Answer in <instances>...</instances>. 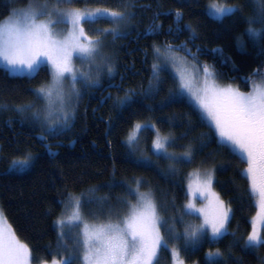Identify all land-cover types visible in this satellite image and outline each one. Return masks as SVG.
Here are the masks:
<instances>
[{"label":"trees","instance_id":"1","mask_svg":"<svg viewBox=\"0 0 264 264\" xmlns=\"http://www.w3.org/2000/svg\"><path fill=\"white\" fill-rule=\"evenodd\" d=\"M29 1L0 0V20ZM209 1L76 0L75 7H107L129 15L120 25L108 20L84 25L92 37H112L110 59L104 75L92 73L89 84L78 82L80 102L63 130L61 126L45 132L21 115L38 104L35 89L49 81L48 71L30 78L10 75L0 67V209L16 237L30 248L33 263L60 257L54 223L69 196L94 189V196L118 207L121 202L116 196L135 198L129 189L136 179L142 180L141 189L152 191L158 212L167 221L162 234L167 238L173 218L175 230L183 233L188 224L198 221L196 216L183 214L188 173L212 168L214 189L232 209L229 234L215 243L206 238L187 250L183 239H170L155 264H172L171 247L179 250L186 264H264V245L244 247L257 209L242 176L246 162L220 145L207 121L177 92V81L167 67L159 70L158 85L153 80L154 47L169 44L182 53L190 50L198 63L212 67L219 80L237 83L242 89L249 85L245 77L254 79L259 76H253L254 72L264 73V35L255 39L247 32L250 26L264 27L259 21V5L255 0H222L239 10L215 19L206 12ZM253 17L257 22L250 25ZM114 27L118 28L115 36L93 31ZM126 95L129 99L122 102ZM28 105L31 107H25ZM135 123H152L160 133L175 138V144L169 146L173 151L191 147V162L174 164L153 156L156 162L148 164L133 158L124 139ZM153 134L152 129L141 131L145 139L151 140ZM41 135L46 139L41 140ZM29 153L28 165H13ZM168 166L175 168L174 175L169 174ZM214 250L221 255L209 259L207 253Z\"/></svg>","mask_w":264,"mask_h":264},{"label":"snow or ice","instance_id":"2","mask_svg":"<svg viewBox=\"0 0 264 264\" xmlns=\"http://www.w3.org/2000/svg\"><path fill=\"white\" fill-rule=\"evenodd\" d=\"M76 0H55V7H48V0L43 4L34 6L32 3L24 9H13L6 20L0 21V65L10 74L15 76L34 77L41 70L49 73L50 81L36 92L47 103L48 128L53 125H61L66 128L71 113L65 109L66 100L70 101L73 94L78 95L76 83L87 81L91 74V68L82 70L77 68L73 61L79 59L94 64L99 47L100 37H90L85 30V24L97 23L100 20H108L115 25H120L128 18V13L107 7L94 9H61L60 4H73ZM259 5V21L264 25V0H255ZM236 5H227L222 0H212L207 5V11L215 19H223L238 11ZM177 19L181 13H176ZM46 17V19H40ZM257 22L256 17L249 19V24ZM57 25H67V31L58 29ZM159 27V26H158ZM101 34L117 35L118 28L93 29ZM248 34L258 39L264 35V27L247 29ZM179 47V46H177ZM159 57H164L166 62L171 61L175 69L173 79L177 81V92L186 95L194 108L206 120L211 130L222 147L231 154L237 156L241 162H246L247 167L242 170V176L249 183L251 196L257 197L256 207L258 212L251 221V231L244 240V247L254 248L264 245V74L257 72L253 76H260L256 81L245 77V83H251L248 92H242L231 84L222 86L217 82L216 73L208 65L202 68L203 79L197 80L200 68L192 65L191 70L185 66L186 58L175 55L173 45H165L163 50L154 47ZM188 54L190 50L185 49ZM213 51H221L214 49ZM179 65V66H178ZM153 80L159 84V70L162 65L153 64ZM112 71L111 68L108 69ZM69 80L71 88L65 92L64 82ZM151 90V88H150ZM129 99L128 95L123 101ZM31 107V105L25 106ZM53 112L58 113L53 118ZM39 118V114H35ZM155 130V138L152 142V150L158 156H163L174 162L190 163L193 150L182 153L169 152L168 147L175 144V138L162 136L155 125L136 123L127 136L129 145L138 143L139 132L142 130ZM55 134H59L56 132ZM40 139H46L44 135ZM29 153L23 159L13 161V165L24 167L31 162ZM147 162V158H144ZM169 174H175V168L170 167ZM190 176L192 174H189ZM213 173L207 172L203 176L196 174V179L189 180L187 194L190 199L184 206V215H193L201 219V223L188 224L183 233L175 230L176 219L168 230V236L162 234L161 229L167 223L158 212V205L153 198L151 190L140 192V180H137L135 204H129V211L116 222H112V211L109 210V219L101 223H89L84 220L81 211L82 206L91 203L85 201L84 194L70 201L73 207L71 215L67 219H58L57 225L61 228L60 239H65L64 227H80L77 239L73 242L75 247L67 250V255L59 260H53L52 264H73V260H79L80 264H155L160 250H167L169 240H184V248H195L204 239L215 243L222 239L227 232L232 209L220 199L218 193L213 191ZM94 191V189L92 190ZM133 190L129 189L131 194ZM199 197L207 203L197 207L194 198ZM103 201L105 198H100ZM124 203V201H121ZM95 215V214H94ZM183 221V215L180 222ZM235 235V233H231ZM76 248L82 249L80 255L76 254ZM173 264H183L179 258V250L171 249ZM209 257H219L221 253L209 252ZM31 250L27 244L18 240L15 232L8 225L5 227L2 214H0V264H29Z\"/></svg>","mask_w":264,"mask_h":264},{"label":"rangeland","instance_id":"3","mask_svg":"<svg viewBox=\"0 0 264 264\" xmlns=\"http://www.w3.org/2000/svg\"><path fill=\"white\" fill-rule=\"evenodd\" d=\"M211 2L212 1H209L206 4V8L205 9H206L207 14H208L207 5L209 3H211ZM30 3H32L34 6H36V5H39V4H43L44 3V0H30L26 5L19 6V7H15L13 9H24V8L28 7ZM227 5H235V4H227ZM55 6H56L55 5V0H48V7L49 8H52V7H55ZM59 7L61 9L79 8V7L73 6L72 4H60ZM80 9H85V8H80ZM87 9H94V8H87ZM12 10L10 11V13L12 12ZM10 13L8 15H6L4 18H2L0 21L6 20L9 17ZM40 19H46V17H40ZM57 28L58 29H62V30H64L66 32L68 26L67 25H57ZM88 35H89V33H88ZM90 37H92V36H90ZM92 38L95 39L96 37H92ZM111 39H112V37H103V38L100 39L101 40V45L99 47V54L97 55L94 64L89 65V63L87 61H83L82 62L79 59H75L73 61L74 65L77 68L82 69V70H88L89 68H91V74L94 73L95 77H96V75H98L99 77L102 76V75H104L107 72L106 71V67H107L108 62H109L108 59H110L109 58V56H110L109 55L110 54L109 53V47H110V41H111ZM160 48L163 50L164 47H160ZM154 54H155V57H154L155 63L154 64L159 63L162 66L167 67L171 71L172 74L175 72V69L172 67V62L171 61H167L166 62V60H165L164 57H159L158 58V56L155 53V51H154ZM175 55L178 56V57H184V58H186V64H185V66L188 67L190 70L192 68V65H197L200 68V73L197 75V80H202L203 79L202 68H203L204 65H208V64H206V63H198L195 60V58L191 54H188V53H182V52H179V51H176L175 50ZM208 66L212 69V67L210 65H208ZM0 67L4 69L3 65H0ZM212 71L215 72L213 69H212ZM89 78H91V77H89ZM216 78H217V82L219 84H221L222 86H226V85L231 84L233 87H238L240 89V91H242V92H248L250 90V87H251V83L250 82H249V85H248L247 89H242L240 87V85L237 84V83L221 81V80H219V78L217 77V75H216ZM254 80L259 81L260 80V76L255 77ZM49 81H50V76H49ZM78 82L79 83H83V84H87V83L89 84L91 82V80L88 79L87 81H84V82H80V81H78ZM78 82L76 83V86H77ZM38 88L35 89V92H36V90ZM64 88H65V92L66 93L70 91L71 85H70L69 80H65V82H64ZM76 90H77V88H76ZM77 93H78V91H77ZM36 96H37V98L39 100L38 101V104L36 106L31 107L30 109L26 110L27 112L25 110L21 111V115H22V117L26 121H30L31 120L30 121L31 124H34L36 126H39V128H43L46 131H51V130H49V128L47 126L49 122L45 120V116H46L47 110H48L47 109V103H46V101H45V99L43 97L38 96L37 92H36ZM182 96H184L187 100L190 101V99L186 95H182ZM79 102H80L79 93H78V95L73 94L70 101H67L66 100L65 109L71 113V116H72V113L74 112V110L77 107V105H78ZM36 113L39 114V118H37V116L35 115ZM57 114L58 113L53 112V118H55V116ZM142 124L154 125L152 123H142ZM58 127H61V125H53L52 130L58 129ZM153 132H154V134H153V136H152V138L150 140V139H145L144 137H142L141 136V131H140L139 134H138L139 135V141H138V143H133L132 145H129V143L127 142V136L128 135L126 136V138L124 139V141L127 144L129 153L131 154V156L133 158H135L137 160H140L141 162L148 163V164H152V163L156 162V160H155V158L153 156L156 157L158 155L155 154L153 152V150H152V142H153V139L155 138L156 133H155V130H153ZM160 135H162V136H169L168 134H164V133H160ZM168 151L169 152H174V153H177V154L184 152V151H182V152H176V151L171 150L169 147H168ZM160 157H163V156H160ZM144 158H147V162H145ZM16 167H18V166H16ZM246 167H247V164H246ZM169 169H170V167L168 166V169L167 170H169ZM207 172H212L213 173V169L212 168H207V169H192L188 173V176H187V179H186V192H187V185L189 183V180H193L194 181L196 179V174L197 173H199L201 176H203ZM189 174H192V175L190 176ZM213 177H214V174H213ZM137 180H140L142 182L141 179H136L135 180V184L132 187V190H133L132 192H134V197L135 198L133 200H125L122 197L116 196L115 199H116V201L118 203H120L121 201H124L125 200L124 203H121L118 207H117V205L116 206H113L112 203L109 205L108 201L105 200V199L103 201H101L100 198H102V197L94 196V194L91 192L92 190L85 191L83 193L84 194V200L85 201L91 200L92 202L91 203H86V208H85L84 205L82 206L81 211L83 213L84 220L87 221V222H89V223L106 222L109 219V216H108L109 210H111L112 213H113L112 216L110 217L111 220H112V222H116L117 220H119L120 218H122L125 214L128 213V211H129V204H135L136 201H137V196L135 195V189L137 188ZM212 188H213V191H215L213 185H212ZM139 191L140 192H148V190L141 189L140 188V185H139ZM77 196H80V195H76L75 194V195H71V196L68 197L67 201L64 203V206L62 207V209H61V211H60V213H59V215L56 218L55 223H54L55 224V228H56V233H57V246H59L60 249H61L60 257L54 258L51 261H41V262H38V263H33L32 260H31V258H30L29 264H52V261L53 260H59V259H61V257L67 255V251L65 250V248H63V247L60 246L61 244H66L67 245V250H72L75 247V245H74L73 242L78 237V234L80 232V227H71V226H67L66 225L64 227V229H63V231L65 232V239L64 240H61L60 239L61 228L57 225L56 221L58 219H62V218L63 219H67V217L69 215H71V213L73 211V207L70 205V201H73L75 199V197H77ZM254 198H255V204H256L257 197H254ZM190 199H193V197H190L187 194V200L185 202V205L188 203V201ZM194 202H195V204H196V206L198 208L204 206L207 203V201L200 199L198 196L196 198H194ZM257 212H258V208L256 209V213H255V215L253 217L256 216ZM0 214H2L3 220L5 222V227L8 226V225H10L8 223V221L6 220V218L4 217L1 209H0ZM197 216H198V214H197ZM251 221H252V219H251ZM199 223H201V219L200 218H198L197 223H195L194 225L199 224ZM11 229H12V227H11ZM20 242H22V241H20ZM172 248H175V247H171L170 248V251H171ZM81 252H82V249L76 248V254L77 255H80ZM210 252L215 253V252H217V250L210 251ZM207 257L209 259H216V258H218V257H215V256L209 257L208 255H207ZM179 258L182 260V258L180 257V255H179ZM171 260H172V264H173L172 254H171ZM73 264H80V261L79 260H73ZM183 264H186V263L183 261ZM192 264H197V263H192Z\"/></svg>","mask_w":264,"mask_h":264},{"label":"water","instance_id":"4","mask_svg":"<svg viewBox=\"0 0 264 264\" xmlns=\"http://www.w3.org/2000/svg\"><path fill=\"white\" fill-rule=\"evenodd\" d=\"M249 77H250V76H249ZM250 78H251V77H250ZM111 86H112L111 84H110L109 86H106L104 90H106V88L111 87Z\"/></svg>","mask_w":264,"mask_h":264},{"label":"flooded vegetation","instance_id":"5","mask_svg":"<svg viewBox=\"0 0 264 264\" xmlns=\"http://www.w3.org/2000/svg\"><path fill=\"white\" fill-rule=\"evenodd\" d=\"M45 132H46V130H45Z\"/></svg>","mask_w":264,"mask_h":264}]
</instances>
